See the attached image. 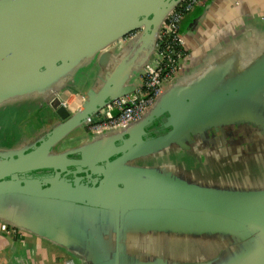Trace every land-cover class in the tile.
I'll use <instances>...</instances> for the list:
<instances>
[{
  "label": "water",
  "instance_id": "95a60500",
  "mask_svg": "<svg viewBox=\"0 0 264 264\" xmlns=\"http://www.w3.org/2000/svg\"><path fill=\"white\" fill-rule=\"evenodd\" d=\"M181 1L0 0V104L37 93L61 120L33 146L0 157V221L66 248L78 264H161L162 256L151 252L158 234L178 238L194 229L246 227L264 236L261 224L248 225L258 200L243 198L244 192L190 186L161 169L177 148L187 151L192 138H205L207 128L222 125L241 101L252 103L253 111L255 105L264 109V54L247 60L245 49L236 48L210 62L188 86L173 87L174 81L165 86L140 121L100 136L83 133L72 141L78 148L65 152L73 145L65 144L68 135L129 92L130 67L106 53L101 75L85 94L66 88V80L123 38L126 51L139 57L143 75L164 20ZM191 68L188 63L179 76ZM21 194L84 203L77 248L64 246L52 225L13 222ZM245 211L246 223L238 219ZM84 241L87 252L78 255ZM242 242L234 239L230 246L237 250ZM247 254L250 263L262 264L251 248Z\"/></svg>",
  "mask_w": 264,
  "mask_h": 264
},
{
  "label": "crops",
  "instance_id": "0c3cea01",
  "mask_svg": "<svg viewBox=\"0 0 264 264\" xmlns=\"http://www.w3.org/2000/svg\"><path fill=\"white\" fill-rule=\"evenodd\" d=\"M181 35L190 54L188 63L192 64V68L188 69L190 72H185L174 79L173 87L188 86L210 62L231 53L236 48L245 49L247 60L260 58L264 54V0H209L185 19L181 26ZM125 40L126 38H123L114 42L103 52L82 63L75 75L66 80V88L80 94H85L91 89L102 73L100 58L106 53L125 59L126 64L129 65L130 76L125 85L126 90L130 92L133 88H140L142 86L140 59L126 51ZM241 61H244L243 56ZM117 62L119 61L116 60L115 64ZM111 65L113 66L112 61L105 67L108 68ZM48 113L51 114V112ZM218 127L227 130L223 124ZM225 131L223 134L227 132ZM223 134L220 138L217 137V140L214 137L211 143H209L211 137L200 136L199 141L197 136L194 137L187 151L177 148L173 153L172 162L168 160V163L161 165V169L171 170L174 178L177 179L175 160L179 159V155L183 158L188 155L202 158L205 167L209 165L212 172L234 174L232 172L237 170L233 167L238 168L244 159L243 143L236 140V142L233 140L229 142L228 136ZM37 139L38 137L28 138L22 145L10 151L15 153L33 146L38 142ZM215 144H218L221 156L213 155V152H218V149L216 146L211 148L210 145ZM248 155L253 157L254 166L245 162L247 166L244 167V165L242 169L244 179L231 178L224 187L225 191L259 192L264 190V177H261V175L264 176V156L258 158L254 152ZM0 264H78V262L69 255L66 248L58 246L55 242L35 233L17 232L9 227L6 221H0Z\"/></svg>",
  "mask_w": 264,
  "mask_h": 264
},
{
  "label": "rangeland",
  "instance_id": "374dc122",
  "mask_svg": "<svg viewBox=\"0 0 264 264\" xmlns=\"http://www.w3.org/2000/svg\"><path fill=\"white\" fill-rule=\"evenodd\" d=\"M241 103L243 104H240V107L234 106L232 112L224 113H228V116L223 117L224 122L222 123L224 127H229L226 130L229 137L243 143L244 159L238 168L233 167L237 170L232 172L235 175L227 172H212L209 165L205 167L202 158L198 159L188 155L183 158L179 155V159L175 160L178 181L205 189L225 191L224 187L231 181V178L233 180L244 179L242 169L245 162L249 165L254 163L253 157H249L248 153L256 151L260 156L264 155V116L252 110V103L250 105H246L244 101ZM46 109L51 114L46 113ZM59 123L61 120L55 115V111L45 107L37 93L0 104V156L19 147L28 138L42 137L45 132L55 128ZM86 125L68 135L65 138V144L74 143L72 141L85 133ZM212 128L216 127L212 126L204 131L205 138L209 137V130ZM71 146L75 145L71 144L70 148L65 149V152H71L78 148V146ZM261 177L264 176L261 175ZM15 204L18 209L14 215H17L16 222L20 225L25 226L30 222L38 223L36 228H40L44 223L52 225V228L56 230L55 236L64 246L70 247V249L77 248L76 245L79 244L80 238L77 230L81 228V215L86 209L84 203L70 200L47 201L21 194ZM256 223L261 224L260 226L264 228V219H258ZM14 230L19 231L18 229ZM231 230L226 231L215 227L213 232H196L194 229L189 235H180L178 238L158 234L155 244L151 247L152 256L155 254L162 256L161 264L181 263L184 260L189 261L190 264H255L250 263V258L249 260L247 258V247L240 245L236 250L230 246L234 239L237 242L239 239L244 240L246 233L244 231L231 232ZM86 244V241L80 244L78 255L87 252ZM254 253L262 254L259 251ZM134 264H138V261Z\"/></svg>",
  "mask_w": 264,
  "mask_h": 264
},
{
  "label": "built area",
  "instance_id": "2783aa9c",
  "mask_svg": "<svg viewBox=\"0 0 264 264\" xmlns=\"http://www.w3.org/2000/svg\"><path fill=\"white\" fill-rule=\"evenodd\" d=\"M207 1L183 0L169 13L159 30L152 61L144 67L142 86L107 104L94 122L87 123L88 135L100 136L123 130L140 121L150 111L165 86L176 79L188 64L190 54L181 35V26L190 14ZM59 104L64 106L63 102L59 101Z\"/></svg>",
  "mask_w": 264,
  "mask_h": 264
},
{
  "label": "flooded vegetation",
  "instance_id": "af4514ba",
  "mask_svg": "<svg viewBox=\"0 0 264 264\" xmlns=\"http://www.w3.org/2000/svg\"><path fill=\"white\" fill-rule=\"evenodd\" d=\"M254 111H255V113H257V114H259V115H263L264 116V109H262V107H258L257 105H255L254 106ZM49 112V110L48 109H46V113H48ZM227 127V129L229 128L228 126H226ZM225 131V129L223 128V127H217L216 126V128H212L211 130H209V137H211L210 138V142L209 143H211L212 142V140H213V138L215 137V139L218 137V138H220V136H222V134H223V132ZM226 132V131H225ZM85 133H87V128H86V131H85ZM224 136H228L227 138H228V140H229V142L230 141H234V142H236L235 141V139H233V137H229V134H228V132H226V133H224L223 134ZM44 136V135H43ZM193 139V138H192ZM200 140V136L198 137L197 136V141H199ZM217 140V139H216ZM215 141V140H214ZM238 141V140H237ZM197 143V142H196ZM215 143V142H214ZM215 146H216V148L218 149V152H216V153H214L213 152V155L215 156L216 155V157H218L219 155H220V148H219V146H218V144H215V145H213V146H211L210 145V147L211 148H215ZM242 149H243V145H242ZM213 151V150H212ZM254 153H256V155H257V157L259 158H262L263 156H260V154L258 153V152H256V151H254ZM244 155V154H243ZM221 156V155H220ZM261 163V162H260ZM176 171V170H175ZM44 172H37V174H43ZM47 173H49V172H47ZM173 176H174V173H173ZM177 179H179L178 177H177ZM189 185V184H188ZM191 186V185H190ZM193 186V185H192ZM196 187H198V186H196ZM200 188H203V187H200ZM227 191V190H226ZM249 190H247V191H244V192H246V193H243V194H241V196L243 197V198H249V199H251V200H258V201H256V204L259 206V208H257L256 210H254L253 212H252V214L250 215V217L248 218V219H250V224H248V225H252V224H259V223H256V220H258V219H264V190L262 191H259V192H256V191H253V192H248ZM220 192H223V191H220ZM195 196H197L196 194H195ZM197 198V197H196ZM255 202V201H254ZM179 204H181V203H177V205H179ZM185 204V203H184ZM192 207H193V209L194 208H197L198 209V207L197 206H193L192 205ZM248 213V212H247ZM245 214H246V211L245 212H243L242 213V216L241 217H238V219L239 218H243V220L242 221H245L246 222V217H245ZM241 226H245L244 224H241ZM261 227V226H260ZM263 230H264V228L263 227H261ZM240 229H242V232L244 231L245 233H246V235H245V237L243 238L244 240H243V242H242V245H247V250H250V248L252 249V251L253 252H256V251H259V252H261L262 254H260V255H258V256H261V259L263 260L262 261V264H264V236L260 233V230H257L256 228L255 229H248V228H246V227H240ZM259 229V228H258ZM247 244H246V243ZM249 246H251L250 248H249ZM257 255V254H256ZM259 263H261V262H259Z\"/></svg>",
  "mask_w": 264,
  "mask_h": 264
},
{
  "label": "trees",
  "instance_id": "16d2710c",
  "mask_svg": "<svg viewBox=\"0 0 264 264\" xmlns=\"http://www.w3.org/2000/svg\"><path fill=\"white\" fill-rule=\"evenodd\" d=\"M161 134H162V132H160L159 134L155 135V137H156V136H160ZM151 138H153V137H151Z\"/></svg>",
  "mask_w": 264,
  "mask_h": 264
}]
</instances>
